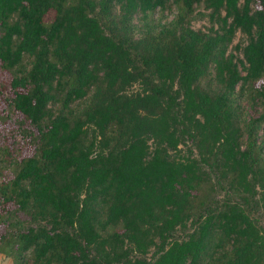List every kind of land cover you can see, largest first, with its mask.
Here are the masks:
<instances>
[{
    "label": "trees",
    "instance_id": "1",
    "mask_svg": "<svg viewBox=\"0 0 264 264\" xmlns=\"http://www.w3.org/2000/svg\"><path fill=\"white\" fill-rule=\"evenodd\" d=\"M0 69L16 264H264V0H0Z\"/></svg>",
    "mask_w": 264,
    "mask_h": 264
},
{
    "label": "rangeland",
    "instance_id": "2",
    "mask_svg": "<svg viewBox=\"0 0 264 264\" xmlns=\"http://www.w3.org/2000/svg\"><path fill=\"white\" fill-rule=\"evenodd\" d=\"M50 18H51V14H48L45 17V20L47 21ZM170 18L171 15L167 14V20H169ZM191 25L194 29H197L205 26L206 23L203 20L201 21L196 20L192 22ZM241 40L242 38L239 37V35H237L233 43L241 42ZM9 81H10V77L8 73L0 69V150L2 151V149L5 148L9 154L8 157L16 160H20L22 158L29 157L33 153V146L29 142V138L23 136L20 132L21 129H29L27 122H24L23 117L19 113L13 111L8 105L9 99L12 97V93L9 87ZM1 159L4 162L6 161V163H0V182L10 177L9 169L7 167L2 168L3 166L8 165L6 160L7 158L5 159L3 156H1ZM222 194L223 192L219 194L218 198H220ZM13 211H14V206L11 203H5V204L0 203V215L4 214L5 212L12 213ZM19 217H20L19 220L25 222L24 217H22L21 215H19ZM255 217L258 219L259 226L264 231V213L262 209H259L258 214ZM10 219L11 218H9V221L6 222L9 223ZM0 220H1L0 237H2L4 236L5 233L6 234L8 233L7 232L8 228L7 226H5V219L3 218ZM177 236L180 237L181 234L178 233ZM7 239L10 238L8 237ZM9 241L10 240H7L8 243L7 245H9ZM7 247L2 248V250L0 251V264H16L13 259L11 250L8 249ZM21 264H28V263H21Z\"/></svg>",
    "mask_w": 264,
    "mask_h": 264
}]
</instances>
